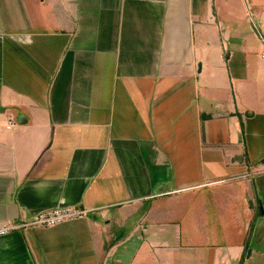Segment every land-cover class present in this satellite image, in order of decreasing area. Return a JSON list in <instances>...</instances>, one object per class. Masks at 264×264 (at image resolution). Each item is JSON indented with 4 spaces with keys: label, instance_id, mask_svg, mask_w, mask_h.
Listing matches in <instances>:
<instances>
[{
    "label": "crops",
    "instance_id": "obj_1",
    "mask_svg": "<svg viewBox=\"0 0 264 264\" xmlns=\"http://www.w3.org/2000/svg\"><path fill=\"white\" fill-rule=\"evenodd\" d=\"M246 1L0 0V264H264Z\"/></svg>",
    "mask_w": 264,
    "mask_h": 264
},
{
    "label": "built area",
    "instance_id": "obj_2",
    "mask_svg": "<svg viewBox=\"0 0 264 264\" xmlns=\"http://www.w3.org/2000/svg\"><path fill=\"white\" fill-rule=\"evenodd\" d=\"M14 123V119L9 117L6 122V128L10 129L14 126ZM85 214L86 211L84 209L77 208H56L50 211H44L34 216L31 220L18 225L12 223L0 224V237L26 227L49 228L66 221L82 218Z\"/></svg>",
    "mask_w": 264,
    "mask_h": 264
},
{
    "label": "rangeland",
    "instance_id": "obj_3",
    "mask_svg": "<svg viewBox=\"0 0 264 264\" xmlns=\"http://www.w3.org/2000/svg\"><path fill=\"white\" fill-rule=\"evenodd\" d=\"M247 12L252 17L255 16L257 19H259V18L264 19V0H247L246 1V13ZM236 15L243 18V17H245V11L240 10L239 12H236ZM246 16H247V14H246ZM261 32H262L261 34L264 35V30Z\"/></svg>",
    "mask_w": 264,
    "mask_h": 264
},
{
    "label": "water",
    "instance_id": "obj_4",
    "mask_svg": "<svg viewBox=\"0 0 264 264\" xmlns=\"http://www.w3.org/2000/svg\"><path fill=\"white\" fill-rule=\"evenodd\" d=\"M18 123H20V124H21V123H24V121H20V120L18 119Z\"/></svg>",
    "mask_w": 264,
    "mask_h": 264
}]
</instances>
